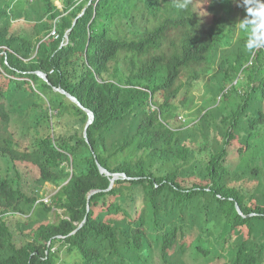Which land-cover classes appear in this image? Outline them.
<instances>
[{
	"label": "trees",
	"instance_id": "obj_1",
	"mask_svg": "<svg viewBox=\"0 0 264 264\" xmlns=\"http://www.w3.org/2000/svg\"><path fill=\"white\" fill-rule=\"evenodd\" d=\"M180 2L0 0V264H264V46Z\"/></svg>",
	"mask_w": 264,
	"mask_h": 264
},
{
	"label": "rangeland",
	"instance_id": "obj_2",
	"mask_svg": "<svg viewBox=\"0 0 264 264\" xmlns=\"http://www.w3.org/2000/svg\"><path fill=\"white\" fill-rule=\"evenodd\" d=\"M229 3H230V11L226 14L227 16V19H225L226 21V24L225 25H222L224 30L226 32H229L231 31L230 33V36L232 37V40L233 42H235L239 37H240V29H239V26H238V23H237V20L238 18H243V14H237L236 12H234L233 10V0H229ZM56 6H58L60 9H61V6L59 5V3L56 4ZM194 11L197 12L198 16H199V20L202 22V23H207V24H212L213 20L211 19H208L204 16L203 20L199 14V12L194 8ZM223 16V15H222ZM166 49H172V46L170 44V42H167L166 43ZM222 55V53L220 54V56ZM220 63V59H215V61H213V65H214V68H217V66L219 65ZM242 77H239L240 78V81H242ZM236 84V83H235ZM197 100H196V104H197V107L192 111V113L189 115V117L185 116V115H182L184 116L186 119H190L193 115L197 114L198 113V106H200L201 104V96L200 95H197ZM20 128L24 127L26 128V125H23L20 123V125H18ZM13 130L16 132V137L18 139H21L20 138V131L18 129V127H13ZM7 169V166L6 164L3 162V160L1 159L0 157V170L3 171V170H6ZM7 174H11L13 176V178H16V174L14 171H10L9 170V167L8 169L6 170V173H4L3 175H7ZM24 176H25V181H24ZM35 179L32 178L30 175H28L24 170H23V178H22V182L24 185H26L24 188L26 190L27 193H30L31 191L30 188H31V185L33 183ZM57 192V188L51 184H47L42 192H41V198L43 200H49L50 202V199L56 194ZM48 202V203H49ZM59 215L57 216L56 214H50V220L54 223L58 222L60 217H63V212L62 211H59L58 212ZM66 260L70 261V257H67L65 256L64 257Z\"/></svg>",
	"mask_w": 264,
	"mask_h": 264
},
{
	"label": "clouds",
	"instance_id": "obj_3",
	"mask_svg": "<svg viewBox=\"0 0 264 264\" xmlns=\"http://www.w3.org/2000/svg\"><path fill=\"white\" fill-rule=\"evenodd\" d=\"M234 4L242 9L243 18H238L239 29L247 33L244 48L249 55H254L255 50L264 46V0H233ZM188 0L177 4L180 9H185Z\"/></svg>",
	"mask_w": 264,
	"mask_h": 264
},
{
	"label": "water",
	"instance_id": "obj_4",
	"mask_svg": "<svg viewBox=\"0 0 264 264\" xmlns=\"http://www.w3.org/2000/svg\"><path fill=\"white\" fill-rule=\"evenodd\" d=\"M82 14L79 16L81 17ZM78 17V18H79ZM77 18V19H78ZM77 19L74 20V23L73 25L75 24V22L77 21ZM72 25V27H73ZM68 33L65 35V39L66 41L68 40V37H67ZM63 46V45H61ZM36 76L41 79L43 82H48V79L46 77L45 74L41 73V72H36L35 73ZM54 91L55 92H59L63 95H65L72 103L76 104L79 108H81L84 112H86V114L88 115L89 117V122H88V125L85 129V132H84V138L86 139L87 142H89V139H88V134H87V130H88V127L90 125L93 124L94 122V115L91 111L87 110L80 102L78 99H76L75 97H73L72 95H70L69 93H67L66 91L62 90V89H59V88H54ZM98 167H99V170L101 172V174H104L105 176L109 177L110 178V181H111V185L109 187V189H107L106 191H110L112 190L114 187H115V183L116 181L118 180H126L127 179V176L125 174H111L110 172H108L105 168H103L99 163H98ZM100 191L96 190V191H92L90 192L89 196H88V199L90 201V199L92 198V196H94L95 194L99 193ZM236 208H237V211L240 215H243L240 207L238 204H236ZM90 210V207H88V211ZM86 223V218L85 220L78 226V228L72 233V235L76 234L83 226L84 224Z\"/></svg>",
	"mask_w": 264,
	"mask_h": 264
},
{
	"label": "built area",
	"instance_id": "obj_5",
	"mask_svg": "<svg viewBox=\"0 0 264 264\" xmlns=\"http://www.w3.org/2000/svg\"><path fill=\"white\" fill-rule=\"evenodd\" d=\"M51 36L57 38V35H56L55 31H52V32H51ZM65 41H66V39H65ZM66 42H67V41H66ZM66 42H65V44H66ZM63 45H64V44H63ZM181 119L184 120V121H186L185 119H183V117H182ZM43 201L46 202V203L49 202V200H43Z\"/></svg>",
	"mask_w": 264,
	"mask_h": 264
}]
</instances>
